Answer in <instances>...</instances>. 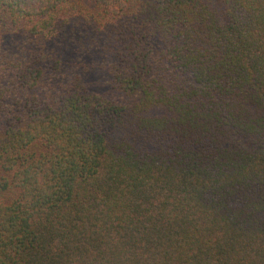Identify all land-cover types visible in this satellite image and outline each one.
Segmentation results:
<instances>
[{"label": "trees", "instance_id": "trees-1", "mask_svg": "<svg viewBox=\"0 0 264 264\" xmlns=\"http://www.w3.org/2000/svg\"><path fill=\"white\" fill-rule=\"evenodd\" d=\"M0 264H264V0H0Z\"/></svg>", "mask_w": 264, "mask_h": 264}]
</instances>
